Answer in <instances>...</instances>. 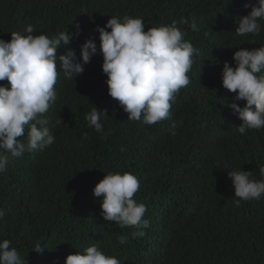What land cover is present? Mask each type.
<instances>
[{
  "label": "trees",
  "instance_id": "trees-1",
  "mask_svg": "<svg viewBox=\"0 0 264 264\" xmlns=\"http://www.w3.org/2000/svg\"><path fill=\"white\" fill-rule=\"evenodd\" d=\"M256 2L0 0V38L10 40L13 31L26 34L28 25L34 35L50 38L68 31L73 37L66 47L82 63L81 45L91 38L99 47L97 26L111 16L144 18L145 31L184 18L188 23L177 26L199 50L187 73L190 84L181 88L169 117L154 125L128 120L108 94L102 55H93L73 79L64 77L58 60L57 99L43 114L55 140L10 161L0 173L5 212L0 240L9 239L26 264H64L67 255L93 244L120 264H264V197L235 207L228 177L229 171L244 169L261 179L264 130L239 133L242 121L225 104L235 94L221 78L224 62L235 64V51L264 44V20L259 35L235 34V20ZM0 85L10 87L7 80ZM94 107L107 109L103 134L85 120ZM18 139L26 141V134ZM109 172L138 178L133 198L147 208L145 235L132 238L136 228L104 220L103 197H95L94 188ZM121 235L129 237L124 245L118 242ZM37 242L42 252L32 249Z\"/></svg>",
  "mask_w": 264,
  "mask_h": 264
},
{
  "label": "clouds",
  "instance_id": "clouds-1",
  "mask_svg": "<svg viewBox=\"0 0 264 264\" xmlns=\"http://www.w3.org/2000/svg\"><path fill=\"white\" fill-rule=\"evenodd\" d=\"M261 20H264V0H257L247 15L235 20V34L259 35ZM144 21L129 15L111 16L105 26H97L99 47L91 38L81 45L83 63L74 49L66 47L73 37L68 31L50 38L45 34L34 35V27L28 25L26 34L13 31L10 40L0 38V81L7 80L10 84V87L0 85V173L7 171L15 158L37 149L42 151L54 143L55 136L43 114L57 99L54 85L58 79V60L64 77L73 79L85 71L84 64L93 55H102L108 94L128 113V120L154 125L169 117L181 88L190 84L187 73L193 55L199 54V50L177 26L188 23L186 19L150 27L147 31ZM62 45L66 51L58 56L57 50ZM233 59L234 65L224 62L221 73L222 86L235 94L233 101L225 104L242 121L237 127L240 134L264 130V44L252 49L241 47L234 52ZM240 100L246 101L243 107L236 102ZM102 117H108L107 109L94 107L85 114L88 127L101 134ZM25 134L26 141L18 139ZM83 135L86 137L87 133ZM258 167L261 179L244 169L228 172L234 186L235 207H240L241 201H258L264 197V165ZM139 187L138 178L132 173L109 172L94 188V196L103 197L104 220L120 228H136L132 238L145 235L141 229L150 226V220L144 219L146 205L133 198ZM4 216V210L0 209V219ZM128 239L121 235L118 242L124 245ZM11 243L9 239L0 240V264H26ZM32 249L42 252L45 248L37 242ZM64 264H120V261L93 244L82 252L67 255Z\"/></svg>",
  "mask_w": 264,
  "mask_h": 264
}]
</instances>
